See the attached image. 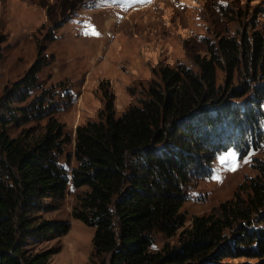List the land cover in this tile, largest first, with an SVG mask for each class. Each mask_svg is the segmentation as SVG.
I'll list each match as a JSON object with an SVG mask.
<instances>
[{"label":"trees","instance_id":"1","mask_svg":"<svg viewBox=\"0 0 264 264\" xmlns=\"http://www.w3.org/2000/svg\"><path fill=\"white\" fill-rule=\"evenodd\" d=\"M43 51L38 45L32 65L0 94V264H49L54 251L31 245L70 225L33 211L41 198H63L68 181L88 187L72 213L94 228L99 264H264V162L218 214L194 215L184 227L180 211L188 184L220 152L264 140V32L254 21L218 36L192 66H160L119 116L105 90L100 119L76 127L70 175L59 158L71 138L53 116L52 94H34L48 64ZM34 117L45 119L41 131L9 134ZM156 234L177 237L152 250Z\"/></svg>","mask_w":264,"mask_h":264},{"label":"rangeland","instance_id":"2","mask_svg":"<svg viewBox=\"0 0 264 264\" xmlns=\"http://www.w3.org/2000/svg\"><path fill=\"white\" fill-rule=\"evenodd\" d=\"M252 21L264 32V0H0V94L27 71L41 45L48 64L38 74L34 94H52L53 116L71 138L59 158L70 175L76 166V127L100 119L105 90L113 95L119 116L158 78L160 66H192L194 56L206 54L218 36L234 35ZM90 29L98 35L86 34ZM216 73L222 84L223 72ZM44 122L34 117L13 124L9 134L38 133ZM260 162L264 140L245 152L233 148L220 152L209 172L185 189L180 209L186 216L184 227L194 215L218 214L220 202L231 198L245 178L255 176ZM87 190L86 185L74 187L68 181L63 198L36 202L33 212L39 219L70 225L66 234L31 245L54 251L49 264L100 263L92 256L94 228L72 213ZM176 237L156 234L151 249L174 243Z\"/></svg>","mask_w":264,"mask_h":264},{"label":"snow or ice","instance_id":"3","mask_svg":"<svg viewBox=\"0 0 264 264\" xmlns=\"http://www.w3.org/2000/svg\"><path fill=\"white\" fill-rule=\"evenodd\" d=\"M86 34L98 35V33L95 31V29H90V31Z\"/></svg>","mask_w":264,"mask_h":264}]
</instances>
